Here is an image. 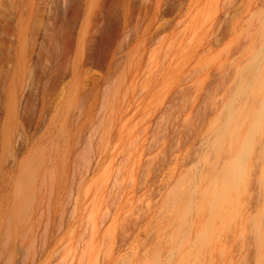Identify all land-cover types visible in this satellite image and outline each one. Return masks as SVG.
I'll list each match as a JSON object with an SVG mask.
<instances>
[{"label":"rangeland","instance_id":"rangeland-1","mask_svg":"<svg viewBox=\"0 0 264 264\" xmlns=\"http://www.w3.org/2000/svg\"><path fill=\"white\" fill-rule=\"evenodd\" d=\"M262 77L264 0H0V264H264Z\"/></svg>","mask_w":264,"mask_h":264},{"label":"bare ground","instance_id":"bare-ground-1","mask_svg":"<svg viewBox=\"0 0 264 264\" xmlns=\"http://www.w3.org/2000/svg\"><path fill=\"white\" fill-rule=\"evenodd\" d=\"M262 76V75H261ZM264 77H262L261 79H263ZM259 81V80H258ZM262 84V83H261ZM254 95V94H253ZM261 100V99H260ZM263 106H264V102H263ZM262 106V107H263ZM250 107V106H249ZM244 109V108H243ZM248 110V109H247ZM246 110V111H247ZM259 110V109H258ZM253 112V111H252ZM262 112H263V109H261V110H259V111H257V113L255 114V116H253V117H255L254 118V120H253V122H252V124H251V127L248 129V132L245 134V136H244V138L242 139V142H241V144H240V146H239V148H238V153L236 154V156L231 160V161H229L228 162V164L226 165V167H225V170L223 171V173L222 174H219V179L218 180H216L215 181V183H212V184H214V190L215 191H217V192H219V198H218V202L220 203V202H222V201H229V203H232L233 204V202H234V196H236V195H234V196H232V197H230L231 196V194L233 195L234 194V192L233 193H231L232 192V190H235L236 191V189L238 190V187H239V185H241L240 184V180L243 178V175H244V171H245V168H247L246 166H245V156H246V153L247 152H249L248 150H249V147L251 146V144H252V138H253V135H254V133H255V131L258 129V126H259V120H260V117L262 116ZM246 113V112H245ZM242 115H244V114H242ZM247 115H248V113H247ZM264 115V114H263ZM232 116V115H231ZM235 117L237 116V115H234ZM262 118H264L263 116H262ZM235 119V118H234ZM236 120V119H235ZM235 120L233 121L234 122V124H235ZM239 120H240V118H239ZM247 120H248V118H247ZM232 121V120H231ZM262 121H263V119H262ZM240 122V121H239ZM236 123H237V120H236ZM241 123V122H240ZM250 123H251V121H250ZM228 124V123H227ZM235 125H237V124H235ZM233 125H231V127H232ZM247 126V125H246ZM231 127H230V129H231ZM236 127V126H235ZM234 127V128H235ZM233 128V129H234ZM242 128H243V126H242ZM242 128H240V129H242ZM235 130V129H234ZM243 130V129H242ZM223 132H224V130H223ZM226 133V132H225ZM239 130H238V133H237V135H239ZM227 134H229V131H228V133ZM226 134V135H227ZM225 135V134H224ZM231 136H232V133H231ZM230 136V137H231ZM227 137V136H226ZM225 137V138H226ZM227 139V138H226ZM236 139V138H235ZM226 141V140H225ZM233 144V143H232ZM236 144V143H235ZM253 145V144H252ZM233 146V145H232ZM250 150H251V148H250ZM222 172V171H221ZM211 185V184H210ZM241 187V186H240ZM213 190V191H214ZM236 193V192H235ZM215 194V193H214ZM218 195V194H217ZM225 197H228V198H225ZM237 197H238V195H237ZM223 198H225V199H223ZM235 199H237V198H235ZM237 200H239V197H238V199ZM210 203H211V201H209ZM219 203H218V206H219ZM235 203H236V201H235ZM208 204V203H207ZM237 204H238V202H237ZM211 206V209H213V216H212V219H211V222L215 219V217H216V215H215V211L217 210L218 211V209H216L215 210V207H216V202L215 201H213L212 200V205H210ZM218 206H217V208H218ZM233 206V205H232ZM237 206V205H236ZM209 207V206H208ZM225 207V206H224ZM229 208V207H228ZM235 208V207H234ZM237 208V207H236ZM187 209H190V208H187ZM232 209H233V207H232ZM232 209H231V211H232ZM229 210V209H228ZM234 210V209H233ZM230 211V212H231ZM189 212V211H188ZM232 213V212H231ZM218 214V213H217ZM229 215V214H228ZM184 218V217H183ZM183 218H180V220H181V224L183 225V223L185 224V219H183ZM217 221V220H216ZM227 221V220H226ZM208 224V223H207ZM211 224V223H210ZM210 224H208V226H210ZM212 225V224H211ZM207 226V225H206ZM206 229V228H205ZM210 229V228H209ZM203 231V230H202ZM206 235H207V231H206ZM205 235V236H206ZM204 235H202V237H203ZM206 238V237H205ZM202 244H205V245H207V243L210 241L209 239L207 240V239H202Z\"/></svg>","mask_w":264,"mask_h":264}]
</instances>
